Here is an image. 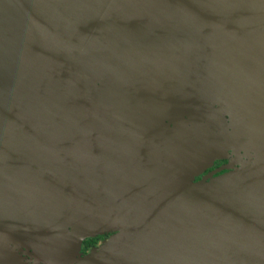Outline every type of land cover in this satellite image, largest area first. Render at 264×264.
<instances>
[{
    "label": "water",
    "instance_id": "water-1",
    "mask_svg": "<svg viewBox=\"0 0 264 264\" xmlns=\"http://www.w3.org/2000/svg\"><path fill=\"white\" fill-rule=\"evenodd\" d=\"M261 143L264 0H0V264H264V165L192 180Z\"/></svg>",
    "mask_w": 264,
    "mask_h": 264
},
{
    "label": "flooded vegetation",
    "instance_id": "flooded-vegetation-1",
    "mask_svg": "<svg viewBox=\"0 0 264 264\" xmlns=\"http://www.w3.org/2000/svg\"><path fill=\"white\" fill-rule=\"evenodd\" d=\"M227 155L228 156H224L213 160V162L209 166L204 168V170L198 173V175L194 176L192 180L199 181L203 178V176H206L207 174H212V176H216L224 172H228V169L231 168L228 165H230L232 161L234 162L235 166H238L237 162L239 160L241 161L240 155L235 153L233 154L231 153V151H229ZM229 156L233 157V160L230 161ZM236 160L238 161L236 162ZM115 233H116L115 230L114 231L111 230V231L103 232L101 234H96L95 236L85 238L81 244V252L83 253V255L89 253V251L92 250L93 248L100 246L104 242H107L109 238Z\"/></svg>",
    "mask_w": 264,
    "mask_h": 264
},
{
    "label": "rangeland",
    "instance_id": "rangeland-1",
    "mask_svg": "<svg viewBox=\"0 0 264 264\" xmlns=\"http://www.w3.org/2000/svg\"><path fill=\"white\" fill-rule=\"evenodd\" d=\"M243 151L244 150L242 149V151H240V152L243 153ZM228 152H227V154H228ZM227 154H226V156H228ZM230 155H232V154H230ZM215 159H218V158H215ZM229 159L231 161V160H233V157L229 156ZM255 159H256V161H255ZM253 160L255 161V163L252 162ZM242 161H244V162L248 161V163L251 164V166H250V168H243V169L241 168L240 172H244V171H249V172L252 171V172H254L257 169L261 168L264 165V143H261V144L257 145V147H255V152L254 151H249L246 154H242L241 162ZM238 167H241V165L238 164ZM230 170H233V169L229 168L228 171H230ZM246 176H249V175H247V174H241L240 175V178L242 177L241 179H239L241 184H244V185H247V186H248V184H252L253 185V182L255 183V181L259 180V177H251V176L250 177H246ZM203 177H205L206 179H210L212 177V174H207L206 176H203ZM262 182L264 183V180H262ZM80 252H81V250H80ZM17 254L21 255L26 260L29 259V256H27L22 251H19ZM80 255L83 256V253L81 252ZM27 262H28V264H33L32 261H30V260L27 261Z\"/></svg>",
    "mask_w": 264,
    "mask_h": 264
}]
</instances>
